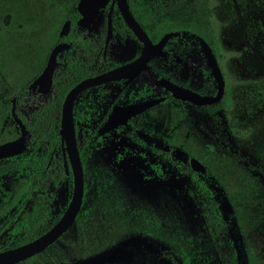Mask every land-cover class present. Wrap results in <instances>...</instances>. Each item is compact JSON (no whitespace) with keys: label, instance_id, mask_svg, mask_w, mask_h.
I'll return each instance as SVG.
<instances>
[{"label":"rangeland","instance_id":"374dc122","mask_svg":"<svg viewBox=\"0 0 264 264\" xmlns=\"http://www.w3.org/2000/svg\"><path fill=\"white\" fill-rule=\"evenodd\" d=\"M69 1H14L0 9V31L13 49L33 22L45 24L43 16L60 14L57 6ZM209 10L210 46L225 82L223 107L210 115L204 108L183 104L188 112L184 140L196 149L209 143L239 155L264 174V0H212ZM172 54V81L198 88L200 71L209 67L197 40L178 36ZM15 93V87L3 91L7 100ZM169 110L168 103L157 108L161 134L169 124ZM178 123L172 117V128ZM126 144L121 146L134 151ZM111 153L103 150L87 159L86 192L76 222L54 246L27 264H170L166 252L186 257L187 264H221L210 244L195 188L177 169L179 158H172V169L159 163V177L149 171L138 173L140 162L135 158L113 166L109 176L99 175ZM11 168V162L0 161V171ZM31 185L28 173L9 177L4 184L8 202L0 199V234L12 215L10 206L25 199ZM67 200L65 182L53 212L61 211ZM245 231L250 252L258 264H264V206L251 215Z\"/></svg>","mask_w":264,"mask_h":264},{"label":"flooded vegetation","instance_id":"af4514ba","mask_svg":"<svg viewBox=\"0 0 264 264\" xmlns=\"http://www.w3.org/2000/svg\"><path fill=\"white\" fill-rule=\"evenodd\" d=\"M109 5L110 2L107 4L106 8L99 11L98 16L95 18L92 24L87 27L78 24L79 20L81 19V15L76 8L78 17L75 18V14H72L67 20H64V22L57 29V36H53L51 39L48 35V29L50 28L49 25L44 24L29 27L24 44L26 58L23 71L30 80L27 84L28 96L30 98L36 97L41 100H46L48 96L51 95V93L53 94L54 91L59 89L60 91H66L64 95L65 99V96L68 94V92L80 82L97 77L116 68L128 65L137 60L144 53V45L132 34L131 30L125 24L120 12H117L118 17L122 20L124 26L130 30L133 36H130L125 31L123 26H120L119 29L114 27V12L112 11L110 15L111 35L108 37ZM115 6L116 5H114V7ZM130 13L134 17L133 13ZM72 21H74V24H72ZM65 22H69L68 32L66 35L60 36V31ZM136 22L146 33L142 25L137 20ZM170 39L163 46L161 54L151 57L147 64L139 72L132 73L120 79L88 87L75 97L72 107V124L83 170V199L86 192V178L88 175L87 159H89L91 155L100 151L107 150L111 152L112 150V153L107 157L108 161L107 163L105 162L104 168H101V171H99V175L103 173L109 176V174L112 173L111 170L113 166L123 165L126 163V161H128V159H132L133 161L134 158L140 162V166L137 167L138 173L141 172L144 174L149 171L154 177H159L161 170L159 163H163V166L166 165L169 169H172V163L174 161L172 158L178 157L176 155V151L172 148V143H175L176 138H178L180 140L181 147L182 144L186 142L184 138L185 132L188 130L186 127V120H184L188 112L182 105H195L173 98L172 94L162 86L161 81H166L171 84L173 83L177 86L193 91L200 96H215L216 91H214V83L216 85V82L211 74V68L208 65V61L203 53L199 41H197L198 46L201 49L203 57L209 67V71L207 72L202 70L200 71L199 87L193 88L190 85H181L175 81H172V61L174 60V54H172V41ZM159 40L153 42L150 39L153 45L157 44ZM34 41H36V44ZM58 45H62L64 47L56 56V65L52 73V82L48 91L46 93L41 92V88L39 86L30 88L29 86L44 71L50 53ZM216 63L219 67L217 60ZM208 72L212 77V88L209 87ZM16 96L17 90L15 96L13 97L15 98V102ZM156 100L161 101L159 103H153L147 107H144L139 112L129 117L117 116L114 120V125L112 128L103 130L106 123L109 121L110 117L115 111H120L121 108H126L133 105H142L146 102H155ZM164 103L170 104L169 124L161 134V121L159 118V113L157 112V108ZM11 107L12 105L10 106V110ZM206 107L207 106H201L198 108H204L208 113ZM31 109L32 107H30V110ZM174 109H180V111L184 112L183 118L181 120L175 119V117L172 115V111ZM14 110H16L15 104ZM172 117L175 121L179 123L181 122V124L184 126L178 123L177 127L174 126L172 128ZM58 134L60 139L62 160L66 168L67 165L70 166V163L65 150V145L61 141L60 137V121ZM18 136L19 129L17 132V137ZM125 142L127 143V146H132L130 149L134 148V151H130L128 148H123L122 144ZM114 148L116 151L118 150L116 153L113 152ZM15 157L16 156L0 160L9 161L12 163V168L10 170L0 171V199L4 203L8 202V194H6L3 186L9 177L19 176L21 173H28V176H30L32 179V185L29 190L30 193L34 184L33 177L44 173L45 169L53 158L51 155L49 159H44V161L47 162V165H44L42 160L36 164L32 163L33 161L31 162L30 160L28 161V165L24 166L19 160L12 159ZM193 158L198 160L196 157L189 158L188 164L192 171L193 169L190 165V159ZM179 165L180 167L177 166L179 172L187 175L189 178L187 173H183L182 169L185 167L181 164V162ZM62 184L63 183H61L60 186ZM60 186L57 189V194ZM70 200L71 198L67 200L64 208L58 213L53 212V206L56 199L51 203V217L54 219L60 214V217L56 220L53 226L65 213ZM24 202L25 199H23L16 206H10V209L13 212L7 223H5L2 227V232L0 234V253L28 244L43 236L53 227L52 226L45 232H42L46 229L45 227L48 223L46 217L34 219V221L39 222L40 225L34 226V223L32 220H30L25 229L20 227L19 218L16 217V214L20 211V208L23 206ZM79 212L76 215L72 225L76 222ZM69 228L55 242L50 244L44 250L18 264H27L29 261L35 260V258L45 250L54 246L69 230ZM37 234L39 235L34 239L20 244V242L24 239L30 238ZM80 244L82 247L87 246L86 243L83 242Z\"/></svg>","mask_w":264,"mask_h":264},{"label":"trees","instance_id":"16d2710c","mask_svg":"<svg viewBox=\"0 0 264 264\" xmlns=\"http://www.w3.org/2000/svg\"><path fill=\"white\" fill-rule=\"evenodd\" d=\"M17 0H0V9ZM130 12L142 25L149 38L154 42L168 32H176L179 37L190 35L197 41L205 42L209 48L210 30V4L212 0H127ZM78 0H71L60 9V14L45 15V24L49 25L50 39L57 36V29L72 14L75 18ZM113 25L116 29L123 26L125 31L133 36L118 17L116 6L113 9ZM11 17L15 16L10 12ZM74 24V21H72ZM44 25L38 20L32 25ZM7 28H4V30ZM14 30H16L14 24ZM21 33V32H20ZM25 37L18 38L14 47L9 46L4 31H0V144L17 137L18 127L10 113L11 100H7L3 91L15 87L16 114L26 126L28 137L26 150L16 156L24 166L28 161L44 165L46 158H53L39 176L33 177L34 184L31 192L25 198L23 206L16 214L20 227L25 229L32 220L33 225H40L34 221L36 218H47L45 232L60 217L52 218L50 214L51 203L55 201L57 189L61 183H68V199L72 193V174L70 166L65 168L60 150L58 134L61 105L66 91L57 89L46 100L28 96L27 84L29 79L24 73L25 67ZM49 39V40H50ZM172 44L178 37L170 39ZM36 44V41H34ZM179 50V48L177 49ZM213 51V50H212ZM209 87L212 88V77L209 75ZM260 102V96H256ZM30 107L32 109L30 110ZM223 107L218 102L206 109L210 115H215ZM175 119L181 120L184 112L173 110ZM11 133V137L9 136ZM181 164L185 167L183 173L189 175L195 188V194L200 203L202 218L206 227L210 244L217 252L221 264H258L255 256L249 250V240L245 226L251 220V215L264 206V174L246 163L242 157L218 149L212 144L205 143L200 148L193 147L192 142L186 140L180 147V140L176 138L172 143ZM196 151V153H195ZM196 157L203 166L202 172H193L188 164L189 158ZM28 203V204H26ZM31 203V204H30ZM40 232V233H42ZM39 233V234H40ZM39 234L20 242L26 243ZM165 258L170 264H187V258H179L173 252H166Z\"/></svg>","mask_w":264,"mask_h":264},{"label":"water","instance_id":"95a60500","mask_svg":"<svg viewBox=\"0 0 264 264\" xmlns=\"http://www.w3.org/2000/svg\"><path fill=\"white\" fill-rule=\"evenodd\" d=\"M109 2L108 37L111 35L110 15L113 11L114 5H116L118 12H120L125 24L131 30L132 34L144 45V53L137 60L128 65L116 68L97 77L80 82L65 96L61 109L60 137L61 141L65 145V150L67 152L73 177V190L70 203L61 219L43 236L23 246L1 252L0 264H18L44 250L50 244L55 242L72 225L81 208L84 190L83 170L72 124V107L75 97L88 87L120 79L132 73L139 72L147 64L151 57L161 54L163 46L170 38L179 36V34L176 32L165 34L157 44L153 45L147 34L142 30L140 25L130 13L127 0H79L76 8L81 15V19L79 20L78 24L85 27L91 25L98 16L99 11L106 8ZM68 29L69 22H65L59 35H66ZM199 43L208 61V65L211 68V74L216 82L215 96H200L193 91L166 81H161V84L172 94L173 98L201 107L210 106L220 102L225 92V82L211 49L205 42L199 41ZM63 47L64 46L62 45H58L52 50L44 71L29 86L30 88L39 86L41 88V92L46 93L48 91L52 82V73L56 65V56ZM160 101L161 100H156L155 102H146L142 105H133L126 108H121L120 111H115L110 117L109 121L106 123L103 130L111 129L117 116L129 117L139 112L142 108L153 103H159ZM14 104L15 98H12V107L10 113L13 121L19 129V136L14 140L0 144V160L20 155L26 150L25 142L28 137V131L26 130V127L20 118L17 116L14 110ZM190 165L193 171H203L202 164L194 158L190 159Z\"/></svg>","mask_w":264,"mask_h":264}]
</instances>
